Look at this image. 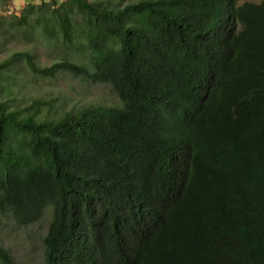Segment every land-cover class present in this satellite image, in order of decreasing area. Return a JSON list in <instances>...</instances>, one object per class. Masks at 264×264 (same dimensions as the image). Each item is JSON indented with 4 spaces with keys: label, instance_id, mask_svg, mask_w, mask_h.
Masks as SVG:
<instances>
[{
    "label": "trees",
    "instance_id": "1",
    "mask_svg": "<svg viewBox=\"0 0 264 264\" xmlns=\"http://www.w3.org/2000/svg\"><path fill=\"white\" fill-rule=\"evenodd\" d=\"M12 1L0 215L47 220L43 264H264V0ZM35 35L60 58L4 49ZM57 72L117 103L50 116L20 97Z\"/></svg>",
    "mask_w": 264,
    "mask_h": 264
},
{
    "label": "rangeland",
    "instance_id": "2",
    "mask_svg": "<svg viewBox=\"0 0 264 264\" xmlns=\"http://www.w3.org/2000/svg\"><path fill=\"white\" fill-rule=\"evenodd\" d=\"M243 1L259 2L260 0H239L238 3ZM23 4L22 0L12 1L8 10H15L18 13ZM20 48H29L40 64H50L58 60L62 54L60 48L50 47L44 40L38 41L36 35L29 40L12 38L4 45V49L9 51ZM23 92L28 96L20 97L26 103L33 98L49 101L50 116L69 108L117 103L109 85L88 82L64 72H57L52 77L30 79L20 89V94ZM46 106L48 107L47 104ZM46 106L43 107V111ZM46 221L17 226L9 218L0 215V245L10 254L14 264H43L42 237L47 228Z\"/></svg>",
    "mask_w": 264,
    "mask_h": 264
}]
</instances>
